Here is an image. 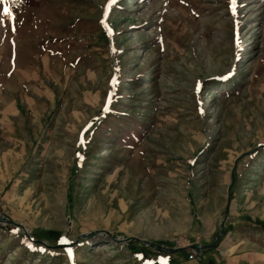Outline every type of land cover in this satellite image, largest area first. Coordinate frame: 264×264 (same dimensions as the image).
<instances>
[{
    "label": "rangeland",
    "instance_id": "1",
    "mask_svg": "<svg viewBox=\"0 0 264 264\" xmlns=\"http://www.w3.org/2000/svg\"><path fill=\"white\" fill-rule=\"evenodd\" d=\"M162 260L264 264V0H0V264Z\"/></svg>",
    "mask_w": 264,
    "mask_h": 264
},
{
    "label": "snow or ice",
    "instance_id": "2",
    "mask_svg": "<svg viewBox=\"0 0 264 264\" xmlns=\"http://www.w3.org/2000/svg\"><path fill=\"white\" fill-rule=\"evenodd\" d=\"M109 2L111 3L112 0H109ZM229 9L233 12V14H235V0H229ZM4 14L11 19L12 18V13L9 11V9L7 7L4 8ZM224 77H221V79H223ZM60 242L61 243H68V241H66L63 237L60 238ZM69 255H71V249H68ZM146 264H152L151 261H147ZM161 264H163V260L161 262Z\"/></svg>",
    "mask_w": 264,
    "mask_h": 264
},
{
    "label": "built area",
    "instance_id": "3",
    "mask_svg": "<svg viewBox=\"0 0 264 264\" xmlns=\"http://www.w3.org/2000/svg\"><path fill=\"white\" fill-rule=\"evenodd\" d=\"M194 258V254L193 253H190L189 255H188V259H193Z\"/></svg>",
    "mask_w": 264,
    "mask_h": 264
},
{
    "label": "crops",
    "instance_id": "4",
    "mask_svg": "<svg viewBox=\"0 0 264 264\" xmlns=\"http://www.w3.org/2000/svg\"><path fill=\"white\" fill-rule=\"evenodd\" d=\"M192 261V260H191Z\"/></svg>",
    "mask_w": 264,
    "mask_h": 264
},
{
    "label": "water",
    "instance_id": "5",
    "mask_svg": "<svg viewBox=\"0 0 264 264\" xmlns=\"http://www.w3.org/2000/svg\"><path fill=\"white\" fill-rule=\"evenodd\" d=\"M8 221V220H7Z\"/></svg>",
    "mask_w": 264,
    "mask_h": 264
}]
</instances>
